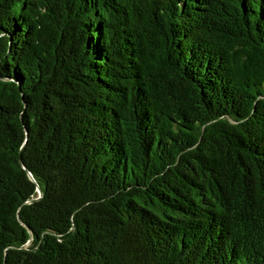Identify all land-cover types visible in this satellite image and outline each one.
Returning <instances> with one entry per match:
<instances>
[{
  "label": "trees",
  "instance_id": "1",
  "mask_svg": "<svg viewBox=\"0 0 264 264\" xmlns=\"http://www.w3.org/2000/svg\"><path fill=\"white\" fill-rule=\"evenodd\" d=\"M0 264H264V0H0Z\"/></svg>",
  "mask_w": 264,
  "mask_h": 264
},
{
  "label": "water",
  "instance_id": "2",
  "mask_svg": "<svg viewBox=\"0 0 264 264\" xmlns=\"http://www.w3.org/2000/svg\"><path fill=\"white\" fill-rule=\"evenodd\" d=\"M31 178L34 180V177L31 175ZM38 190H39V193H40V196H42V190L40 187H38Z\"/></svg>",
  "mask_w": 264,
  "mask_h": 264
}]
</instances>
